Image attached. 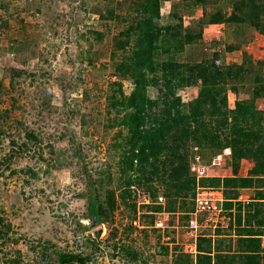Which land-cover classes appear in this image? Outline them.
I'll return each instance as SVG.
<instances>
[{
    "label": "trees",
    "instance_id": "16d2710c",
    "mask_svg": "<svg viewBox=\"0 0 264 264\" xmlns=\"http://www.w3.org/2000/svg\"><path fill=\"white\" fill-rule=\"evenodd\" d=\"M87 1L100 6L102 11L99 20L105 29L89 28L87 31L94 36L95 43H102L110 29L117 31L111 35L107 63L96 68L90 55L85 59L99 71L111 68L110 76L118 79L107 78L106 81L101 77V85L94 83L93 86L104 92L103 102L96 101V115L94 110L80 115L82 128L99 122L105 135L113 133L107 144L104 169L98 173V178L83 169L90 191L88 215L94 206L99 226H108L106 241H111L109 245L117 249L114 219L110 216L123 207L126 213L132 214L131 221L134 220L133 193L139 189L145 191L154 204V212L164 208L172 215L184 214L186 221L194 210L197 187L219 190L225 210L231 209L241 190L251 189L254 197L248 204L246 220L254 222L257 228H219L222 225L219 224L213 231L214 238L198 236L195 255L177 254L174 264H264V248H261L264 236V110L256 106V100L264 98V60H255L244 51L240 62L226 63L224 56V51L242 50L253 33L264 36V0ZM165 2L171 3L172 23L160 25V9ZM197 8L201 14L194 18ZM184 16L188 18L186 26ZM209 25L232 28L234 34L233 43L226 44L223 52H212L211 56L207 54L203 32ZM214 43L220 44L219 41ZM22 73L19 69H11L9 89ZM124 81L133 85L129 94L123 89ZM103 83L107 84L106 89L100 88ZM190 87L198 88L197 93L192 100L184 102L179 92ZM150 89L154 90V97L149 95ZM90 91L83 90L84 101ZM228 92L236 97L242 93L246 98H237L234 107L229 108ZM10 105L0 108V126L16 108L14 102ZM13 123L18 136H9V145L22 153L10 150V155H22L31 145L36 147L41 142L34 130L25 127L22 121L13 120ZM4 133L0 127V136ZM19 138L20 141L15 142ZM10 155L4 156V161L11 159ZM35 155L32 153V157ZM74 156L81 158L77 148ZM196 156L208 168L206 177L197 179L190 171ZM216 157L219 165L212 166V159ZM242 162L252 165L246 176L239 175ZM226 166L224 174H209L210 169ZM21 171L35 176L30 168ZM114 171L118 174V184L113 189L108 187L114 185ZM159 193L164 198V207L154 203ZM239 217L238 214L237 222ZM0 225L6 231L10 228V224H3L1 219ZM149 225L153 227L152 219ZM80 228L85 230L82 225ZM99 235L100 230H97L96 237ZM2 236L0 232V238ZM44 245L39 242L37 246H30L38 258L37 264H88L91 261V254L51 250L48 243ZM123 250L125 254L120 253L127 257L129 249ZM19 262V258L9 257L4 264Z\"/></svg>",
    "mask_w": 264,
    "mask_h": 264
},
{
    "label": "rangeland",
    "instance_id": "374dc122",
    "mask_svg": "<svg viewBox=\"0 0 264 264\" xmlns=\"http://www.w3.org/2000/svg\"><path fill=\"white\" fill-rule=\"evenodd\" d=\"M170 2L161 6L160 25L172 23ZM90 3L87 0H0V108H9L11 102L16 106L8 114L6 123L0 126L5 130L0 136V219L3 224H10L7 231L0 225L3 235L0 238V264L9 257L19 258V264H37L38 258L30 246H37L39 242L48 243L51 250L91 254L88 264H174L177 254H189L186 245L193 240L184 236V214L172 215L164 208L154 212V204L140 189L133 193L136 201L134 216L139 219L140 228L129 229L132 214L126 213L123 207L110 216L114 219L117 249L109 245L111 241H106L107 224L90 230L80 228L89 222L90 191L83 169L98 178V173L104 169L107 144L113 134L105 135L99 122L82 128L80 115L91 110L96 115V101L103 102L104 92L93 86L94 83L101 85V77L106 81L107 78L118 80L110 76L111 68L99 71L85 59L90 55L96 68L107 63L111 35L117 31L110 29L102 43H95L88 29L103 31L105 27L99 20L101 7ZM195 12L194 18L200 16V8ZM183 20L186 26L188 18L184 16ZM208 27L203 32L210 56L215 51L223 52L226 44L234 42L232 28ZM241 49L232 53L224 51L225 62H240L243 51L255 60H264V36L253 33L250 42ZM13 68L23 73L9 89ZM86 88L91 91L84 101L81 94ZM100 88L106 89L107 84L103 83ZM123 89L129 94L132 83L124 81ZM197 89L181 90L182 101L192 100ZM149 95L154 97V90L150 89ZM237 98L243 99L246 95L240 93L236 97L227 93L229 108L234 107ZM256 106L264 110V98L257 99ZM13 120L22 121L41 140L22 155H10V150L16 147L10 148L8 137L18 136ZM19 141L20 138L15 142ZM75 148L80 151V159L74 156ZM16 150L22 153L20 149ZM8 154L12 158L4 161ZM242 163L246 172L248 162ZM27 168L32 169L34 177L21 171ZM226 169L227 166L210 169L209 174H224ZM112 176L114 185L108 188L114 189L118 184L117 172L114 171ZM154 203L165 206L161 193ZM163 218L169 222L168 226L149 225L151 219L156 222ZM97 230H100L98 238ZM213 231L207 228L201 233L214 238ZM122 247L129 249L128 258L123 257ZM261 248H264L262 243Z\"/></svg>",
    "mask_w": 264,
    "mask_h": 264
},
{
    "label": "built area",
    "instance_id": "2783aa9c",
    "mask_svg": "<svg viewBox=\"0 0 264 264\" xmlns=\"http://www.w3.org/2000/svg\"><path fill=\"white\" fill-rule=\"evenodd\" d=\"M211 165L218 166L219 158L212 159ZM190 166V171L197 179L207 176L208 168L202 165L198 156L194 158ZM159 200L162 202V198ZM193 202L194 210L189 214L183 228L185 229V238L193 240L190 245H186V252L195 255L196 239L203 234L201 232L207 228L214 230L219 224H223L225 217L222 209L223 196L219 190L197 187ZM165 222L166 218L160 219L154 223V227L164 228ZM132 224L140 227L138 219L134 220Z\"/></svg>",
    "mask_w": 264,
    "mask_h": 264
},
{
    "label": "crops",
    "instance_id": "0c3cea01",
    "mask_svg": "<svg viewBox=\"0 0 264 264\" xmlns=\"http://www.w3.org/2000/svg\"><path fill=\"white\" fill-rule=\"evenodd\" d=\"M210 27H217L218 25H209ZM208 27V28H210ZM241 163L240 169H239V175L240 176H246L247 171L251 168L250 163H248V166L246 168V172H244L243 166ZM245 173V174H244ZM242 174V175H241ZM254 197V192L251 189H243L239 192V197L237 198V201H233V205L231 209L225 210L223 208V215H225V222L221 225L219 228H257V226L254 224V222H249L246 220L247 211H248V204L252 202V199ZM262 202V201H261ZM264 202V201H263ZM240 207V209H239ZM240 215L239 222L236 220V216ZM230 224V226H229ZM261 243L264 245V236L261 239Z\"/></svg>",
    "mask_w": 264,
    "mask_h": 264
},
{
    "label": "water",
    "instance_id": "95a60500",
    "mask_svg": "<svg viewBox=\"0 0 264 264\" xmlns=\"http://www.w3.org/2000/svg\"><path fill=\"white\" fill-rule=\"evenodd\" d=\"M97 226H99V221L94 213V206H91V209L89 210V222L88 224H84L83 227L87 230H90Z\"/></svg>",
    "mask_w": 264,
    "mask_h": 264
},
{
    "label": "clouds",
    "instance_id": "9594fccd",
    "mask_svg": "<svg viewBox=\"0 0 264 264\" xmlns=\"http://www.w3.org/2000/svg\"><path fill=\"white\" fill-rule=\"evenodd\" d=\"M136 219H137V218L135 217L134 220H136ZM134 220H132V221L130 220V225H131L134 229L137 230V229L140 228V227H136V226H134V225L132 224V222H133ZM138 220H139V219H138ZM154 223H155V222H154ZM165 224H166V223H165ZM139 225H140V224H139ZM202 235H203V234H202Z\"/></svg>",
    "mask_w": 264,
    "mask_h": 264
}]
</instances>
